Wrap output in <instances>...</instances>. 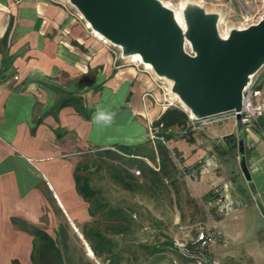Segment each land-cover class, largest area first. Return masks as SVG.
Masks as SVG:
<instances>
[{"label":"crops","instance_id":"1","mask_svg":"<svg viewBox=\"0 0 264 264\" xmlns=\"http://www.w3.org/2000/svg\"><path fill=\"white\" fill-rule=\"evenodd\" d=\"M199 1L231 11L264 2ZM96 36L60 3L0 0V264H34L36 230L55 239L63 228L67 240L64 227L72 225L86 241L91 215L76 179L87 151L104 140L147 147L150 128L169 107L158 103L151 70L131 59L123 64ZM98 107L116 113L111 127L93 123ZM169 131L166 146L198 168L190 182L198 196L233 187L241 190L234 211L253 200L264 208V138L257 128L232 118Z\"/></svg>","mask_w":264,"mask_h":264},{"label":"rangeland","instance_id":"2","mask_svg":"<svg viewBox=\"0 0 264 264\" xmlns=\"http://www.w3.org/2000/svg\"><path fill=\"white\" fill-rule=\"evenodd\" d=\"M50 1L67 7L72 16L87 24L84 16L70 0ZM164 1L171 2L176 8L180 7L181 3L198 2L208 11H220L222 19L219 27L222 35L230 32L234 26L247 27L257 22L264 14L263 1L258 2L254 8L234 4L232 11L214 8L210 3L203 4L199 0ZM90 30L93 32L91 28ZM106 48L118 55L123 64L130 63V57H125L119 46L107 42ZM140 66L143 67V64ZM152 73L157 78L159 105L183 108L172 92V81L158 77L154 71ZM254 76H259V84L264 86V66ZM221 118V121H225L233 117L228 114ZM202 124L207 123L199 122V125ZM146 140L144 144L147 147L140 149L143 154L139 156L141 159L135 161L118 152L117 145L105 140L93 144L81 161L83 167L79 174L87 177L91 187L101 190L100 199L108 208L122 209L126 215L118 227H112L110 222L104 219L107 217V211L104 209L98 216L99 219L94 220L91 217L89 225L90 227L93 224L109 234L114 251L121 260L120 264H193L173 249L169 241L193 238L199 229L214 228L216 222L229 241L227 245L219 246L213 252L223 264H264V208L253 200L243 204L240 211L221 213L209 204V195L198 196L194 192L190 183L193 178L166 183L169 178L166 171L172 167L173 171L177 170L174 150H170L169 155L162 156L155 150L159 139H152L149 132ZM164 157L165 165L162 161ZM150 168L157 170L159 174H154ZM119 176H123L132 189L125 188L118 179ZM64 228L69 233L68 239L64 241L61 237L60 245L63 250L64 242L69 246V251H64L66 257L70 254L71 260L67 264H108L109 260L98 259L94 255L89 242L84 241L72 225L70 231L67 227ZM116 228L122 229L121 233H114ZM59 232L63 234V228ZM87 243L90 246L89 251Z\"/></svg>","mask_w":264,"mask_h":264},{"label":"water","instance_id":"3","mask_svg":"<svg viewBox=\"0 0 264 264\" xmlns=\"http://www.w3.org/2000/svg\"><path fill=\"white\" fill-rule=\"evenodd\" d=\"M70 2L125 57L140 53L158 77L173 81L172 92L197 119L242 110L244 91L264 66V14L247 27H232L225 37L222 13L198 2L185 4L184 26L162 0ZM239 149L244 152L242 135ZM242 172L251 180L245 160Z\"/></svg>","mask_w":264,"mask_h":264},{"label":"trees","instance_id":"4","mask_svg":"<svg viewBox=\"0 0 264 264\" xmlns=\"http://www.w3.org/2000/svg\"><path fill=\"white\" fill-rule=\"evenodd\" d=\"M190 122V118L188 112L181 107L172 106L168 107L160 117L155 121V126L159 132V135L164 136L165 138H170L173 136V133L169 131L176 126L185 127ZM234 140V138H233ZM143 145L128 147L119 145L118 149L122 152L123 155L129 157L131 161H135L139 158L141 154L140 149H142ZM156 150L162 156L169 155L170 149L166 146L162 140H157ZM107 152L112 153L111 150H107ZM114 153V152H113ZM165 157L163 158V164L165 165ZM172 164V162H170ZM173 165V164H172ZM166 166H164V169ZM150 170L154 174H159L157 170L150 168ZM176 173L173 171V167L169 168L166 171V174L171 179L170 182H176L177 179L174 178ZM121 183L127 189H132V186L125 180L123 176H119L118 178ZM77 189L85 198V200L89 203V213L94 220L98 218L100 214L103 213V210L107 211V222H110L112 227H118L119 222L123 221L126 218L122 209L108 208V205L100 199L101 190L98 188L91 187L86 176L79 174L77 176ZM108 208V209H107ZM101 217H104L101 215ZM99 219V218H98ZM122 229L116 228L114 229V233H121ZM35 235L38 237V243L36 244L35 252L32 256L34 264H67L70 259V254L66 257L67 250L69 251V246H67L64 242V250L61 247L60 243L61 237L63 235L58 232L57 237L54 239L45 231L36 230ZM84 236L86 240L89 242L91 249L93 250L95 256L100 259H108L110 262L119 263L120 259L118 258V254L114 251L113 242L109 237V234L106 231H102L99 227L95 225L89 224L87 229L84 230ZM65 240V239H64ZM172 243V241H169ZM174 249V248H173ZM66 253H65V252Z\"/></svg>","mask_w":264,"mask_h":264},{"label":"built area","instance_id":"5","mask_svg":"<svg viewBox=\"0 0 264 264\" xmlns=\"http://www.w3.org/2000/svg\"><path fill=\"white\" fill-rule=\"evenodd\" d=\"M231 115L237 119L239 124L244 127L257 128L264 138V86L259 84V76H254L251 83L244 91L243 106L240 111H232L205 119H197L188 112L190 121L212 123L222 120L221 117ZM156 127L150 128V137L152 139H161L165 141V137L157 133ZM176 161L177 170L175 179L193 178L196 176L198 168L195 165H188L182 160V156L173 152ZM211 160L207 159L204 166L208 168ZM159 169V168H158ZM140 173V171H138ZM171 179L167 178L166 183H170ZM237 191L232 187L229 189L214 188L212 190V198L209 204L221 213H229L239 205ZM228 239L218 227V222L213 227H203L196 232V235L190 239H175L172 247L176 249L182 256L191 260L193 264H221V260L213 254L214 250L222 245H227Z\"/></svg>","mask_w":264,"mask_h":264},{"label":"bare ground","instance_id":"6","mask_svg":"<svg viewBox=\"0 0 264 264\" xmlns=\"http://www.w3.org/2000/svg\"><path fill=\"white\" fill-rule=\"evenodd\" d=\"M162 1L164 2V4H165L166 6L172 8V9L174 10L176 19L178 20V22H179L182 26H184V21H183V17H182V10H183L185 4H184V3H181L180 7L176 8V7H173V6H172V3H171V2L164 1V0H162ZM87 26H88L89 28H92V25H91L90 22H87ZM93 33L95 34V36L97 35L98 37H100V39H103L105 42H109V40L106 39L105 36H103L100 32L94 30ZM227 35H228V33L225 34V37H227ZM97 36H96V37H97ZM185 47L187 48V50H188V48L190 47V43H189L188 41H186V43H185ZM129 57H130V59H131L132 61H134V60H135V61H138L140 64H143V66H144L145 68H148L149 70L154 71V70H153V66H152L149 62H145V61L143 60V58H142V56H141L140 53H133V54H131ZM172 83H173V81H172ZM173 94H174V96L179 100L181 106H182L183 108H185V109L190 113L189 109L186 107L185 103L179 98V96H178L176 93H173Z\"/></svg>","mask_w":264,"mask_h":264},{"label":"clouds","instance_id":"7","mask_svg":"<svg viewBox=\"0 0 264 264\" xmlns=\"http://www.w3.org/2000/svg\"><path fill=\"white\" fill-rule=\"evenodd\" d=\"M116 113L103 107H98L93 114V123L99 127H111L115 121Z\"/></svg>","mask_w":264,"mask_h":264}]
</instances>
